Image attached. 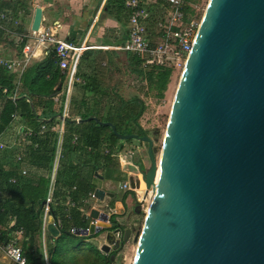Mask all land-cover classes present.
I'll list each match as a JSON object with an SVG mask.
<instances>
[{
  "label": "water",
  "instance_id": "obj_1",
  "mask_svg": "<svg viewBox=\"0 0 264 264\" xmlns=\"http://www.w3.org/2000/svg\"><path fill=\"white\" fill-rule=\"evenodd\" d=\"M36 8L30 30L37 32ZM61 85L57 87L60 91ZM43 120L44 122H51ZM146 144L149 166H137L146 190L155 192L143 225L121 230L108 215L91 210L96 225L78 230L91 237L109 230L113 247L136 243L132 264H264V0H209L180 75L159 160L149 136L120 135ZM74 122V121H73ZM157 171H159L157 175ZM132 189H140L135 176ZM126 211L125 194L95 190ZM137 212H140L136 203ZM52 237L59 231L47 219ZM114 256L111 255V261Z\"/></svg>",
  "mask_w": 264,
  "mask_h": 264
},
{
  "label": "trees",
  "instance_id": "obj_2",
  "mask_svg": "<svg viewBox=\"0 0 264 264\" xmlns=\"http://www.w3.org/2000/svg\"><path fill=\"white\" fill-rule=\"evenodd\" d=\"M28 0L16 2L17 6H22ZM126 0H107L106 8L114 6L125 18L128 19L129 12L125 8ZM23 3V4H22ZM5 9L16 8L3 4L0 0V12ZM187 13L193 14L190 6L184 7ZM13 11L11 15L14 17ZM117 17H115L116 19ZM118 22L122 20L118 18ZM22 46V45H21ZM90 51L83 53L90 54ZM82 56V57H83ZM113 53L111 60L115 58ZM129 59L130 72L138 77L140 88L139 93L143 92V84L147 87V93H154L157 99H163L170 83L173 69L168 67H147L143 68L137 58L126 54ZM114 61L111 66L114 70ZM57 60L54 52H50L41 63H33L20 75L16 83V74L8 72L0 66V135L8 127L12 116L15 115L18 123L24 126L37 128L43 120L55 117L57 114L53 110V101L50 95L56 92V87L64 81L65 75L57 68ZM77 67V75L79 72ZM85 84L87 81L85 80ZM21 91L14 100L9 99L16 88ZM77 86V85H75ZM85 89L86 85L80 86ZM145 93V94H147ZM102 97H97L100 103ZM77 101L73 98L69 107V119L78 117L79 124L68 120L65 122L63 160L60 162L57 172L54 190L52 193V203L50 205V216L58 223L60 235L57 238L49 237L47 241V253L50 264H117L119 251H113L104 255L96 248L70 249L69 243L73 239L84 243L85 239L97 238L99 235L91 237H78L70 232L71 229L84 230L87 228V222L77 207L82 206L90 192L96 185L94 179L99 177L96 173L103 170L102 175L107 178L112 173L111 166L115 162L111 154L116 150L121 142L112 132L110 127H103L94 121H86L91 116H96L101 122H109L115 126L120 135H137L139 137L148 136L149 130L143 129L140 120L146 112V105L140 96L122 97L118 94L108 96L107 108L103 114L92 109L98 102ZM32 107V108H31ZM78 139L72 143L73 135ZM52 133L47 132L43 137L33 138L34 143H38L36 148H26V155L21 157L19 163L24 166H34L37 169L48 171L52 167L54 147L52 146ZM133 140L125 141L130 144ZM108 148V154H103V147ZM90 148V150H88ZM37 149V150H36ZM10 150V149H9ZM118 150V149H117ZM11 153L10 151H5ZM4 153V152H2ZM0 153L1 155H3ZM0 155V237L2 240L13 238L12 234L22 229V251L30 264H41L43 255L41 252V228L43 217V204L48 194L49 181L46 178V172L43 175H35L28 170L26 175H18L17 167H7L2 162ZM18 166H20L18 164ZM112 166V167H113ZM89 171V172H88ZM104 172H106L104 174ZM35 175V176H34ZM37 176V177H36ZM14 179L15 182H10ZM70 200L76 204L74 208H67L64 203ZM139 214V213H137ZM116 218H111L112 229L116 228ZM14 221V225L9 227V223ZM125 228L121 227L123 231ZM109 231V230H103ZM18 243V242H17ZM72 250V251H71ZM70 253V254H68ZM111 255L114 256L111 261Z\"/></svg>",
  "mask_w": 264,
  "mask_h": 264
},
{
  "label": "crops",
  "instance_id": "obj_3",
  "mask_svg": "<svg viewBox=\"0 0 264 264\" xmlns=\"http://www.w3.org/2000/svg\"><path fill=\"white\" fill-rule=\"evenodd\" d=\"M19 1L22 2L23 0H1L3 4L8 5L9 7L14 6V8H16V11L14 12L12 9H5L0 12V13H6L8 15V20L5 26L11 32V33H7L0 31V62L1 61L11 62L16 60L20 61L23 57L22 50L23 47H25V45H28L30 47L31 54L33 55L31 56V58L23 68L15 67L11 70H8L0 63V66L5 68L6 71L16 74V83L18 82V79L22 74V72H24L33 63L43 62L45 58L48 56V54L52 52L51 48L47 49V48L37 47L31 40H29V38H25L23 41L20 40L21 38L19 34H24L28 36V34L31 32L30 28L33 21L34 11L36 8H40L42 10V21H41L40 29L51 27L56 32L57 38L73 42L77 45L85 44L89 46H100L107 48V49H89L87 51H90L91 52L90 54L84 56L82 54L83 57L81 56L78 63V67L80 68L78 72V76H76L75 83L72 85L71 89L68 92H67L66 72L61 71L59 67L56 65L57 68L60 70V72L64 73L65 78L64 81L61 84H59L61 85L60 91H57V87L59 86L58 85L56 87V92L50 95V98L53 101V110L56 113H59L58 111H60V115L57 114L55 117L50 118L53 120L49 123L44 122L45 120L42 121L41 125H46L48 129V127H50L51 125L59 124L60 121L62 120V115L64 114V112L67 113L66 115L67 118L63 119L64 125L65 122H67L68 120L72 122L74 121L75 124H79L80 119L78 117L69 119V115H68L70 102L73 98H75V100L77 101H81V100L90 101V99L92 98L93 100L95 99V101H97V97H102L100 103L97 101L98 104L91 107L92 109L97 110L100 114H103L107 108L106 104L108 101V96H113L114 94H118L122 97H125L123 93V91H125V86L123 85V83L119 84V80H117L115 83V79H114L115 77L111 73L113 72V69L110 68L111 66L110 62L114 61V59L111 60L113 53L114 52L116 53L115 58L117 59L118 52H124L122 50H119L118 48L122 47L126 43L128 38V31H129L128 19L125 23V18L123 17L122 14H118L119 11L117 10L116 7L109 6L110 9L108 10L107 9L108 7L106 8L107 0H28L26 3H24V5L17 6L16 2ZM141 1L143 3V6H145V8H147L151 13V20L147 23V30L150 34V39L152 41H156L155 37L157 31L155 24L157 21H163L165 19L164 11L161 9L160 7L161 3L158 0H141ZM11 11H13L14 17L11 15L12 13ZM115 17L117 18L115 19ZM118 18L122 20V23L118 22ZM15 21L17 22V24H14ZM124 54H129L131 56H134L141 62V60L136 55L125 52ZM141 66L143 68L153 67V66H144L142 63ZM85 80L87 81V84H85ZM83 85H86L85 89L80 88V86ZM19 91H21V85L19 89L16 88L15 92L12 94V96L9 97V99L14 100L16 98L25 97V96L18 97ZM143 93L144 94L147 93V90L144 91L143 89ZM64 105H66L67 107L66 111H64L65 109ZM91 117H95L96 119H98L96 116H91ZM75 119H77L78 122H75ZM41 125L37 128H31L24 126L21 123H18L17 118L15 117L12 118L8 127L0 135V141L5 142L7 144L15 142L18 146L13 147L10 150L8 149V151H10L11 153L5 152L7 150L0 151V153L4 152L2 153L3 155L1 154L0 155L2 157V162L4 165H6L7 167L9 166L11 168L17 167V171L19 170L18 175L21 176L22 170H26L27 173L28 170L32 171L33 174L35 175L38 174L43 175L46 172L45 174L47 175L46 178L48 179V181H50L51 169L48 171L47 174V170L44 169L42 170L39 168L37 169L34 166L23 167L18 161H16V156L18 154H20L24 159V156L26 155L27 147L29 148L37 147L38 143L37 142L34 143L32 141L33 138L36 139L38 137H43L47 132H49L47 130L46 132L40 134ZM140 125L143 129H145L142 120H140ZM23 130H30L32 134L30 136L23 137L22 136ZM52 134L53 136L51 139L52 141L51 144L54 147V155H55V148L58 140V135L55 133ZM74 137L76 138V141L78 139V136L74 134L72 137V143ZM60 139L62 140V158L60 160L61 162L64 158L63 157L64 135ZM120 141L121 142L116 147L118 150L117 149L114 150L111 155L119 154L121 156V161H119L117 157L111 156V158L115 162V165L114 166L112 165L113 167L111 166L112 173H110V175L107 178H104L102 175L103 170L98 171L100 174L96 173V175L99 177L94 179L96 188L88 194L85 200H83L82 206L80 207L75 206L77 207L78 211L83 215L84 220L87 222V227L89 228H90L89 224L93 220L90 217L91 210H97L99 211V213L104 212L106 214L110 211H113V214L115 213V202H112L111 199L106 196V194L103 196V200L97 199L95 195L93 199L89 198L90 194H95L96 189H100L105 193H116L118 194V198H121V195L123 193L125 194V198H127L125 200L126 201L125 214L123 216H117L118 219L117 218L116 219L119 223H121L122 227L124 228H129L130 226H133L137 230L139 229L137 228V221H136L137 213H138L136 208V201L134 204L132 203L133 205L130 204V202L128 201L129 192L121 191L119 187L124 182H128V177H130V175L137 174L139 172L137 170V166H141L143 169L142 161L141 158L139 157L141 151L140 148H138L139 146L135 148L131 147V149L128 148L125 150V141L124 140H120ZM136 142L141 143L139 141ZM143 148L145 149V147ZM88 150H90V148ZM102 150H103V154H108L109 150L107 147L104 146L101 149V151ZM54 155H53V160H54ZM18 164L20 166H18ZM52 165H53V161H52ZM129 168H133L134 171L130 170ZM105 173L106 172H104V174ZM114 181L119 182V184L116 185ZM67 201L71 202L70 200ZM65 203L64 205L67 208H70ZM13 225H14V221L12 220L9 223V227H12ZM47 225H48L47 219L44 220V217H42L41 241H40L41 252L43 258L44 255H46L49 261L50 256H48L47 253V241L48 238L52 236L47 230ZM20 231H22V229ZM15 232L12 234V236H15ZM59 235L60 233L58 234V236ZM57 237H52V238L55 239ZM91 239L93 238L85 239L84 243L88 242ZM117 240L118 239L113 238L112 241H109L108 238H105L102 240L101 243H98V245H94L91 247L96 248L100 253L104 254L100 250L102 245L109 244L110 247H113L114 243ZM21 241H22V234L20 237L17 238V242H18L17 244L19 247L22 248ZM42 263H43V259L41 264ZM0 264H7V262L2 259L1 254H0Z\"/></svg>",
  "mask_w": 264,
  "mask_h": 264
},
{
  "label": "built area",
  "instance_id": "obj_4",
  "mask_svg": "<svg viewBox=\"0 0 264 264\" xmlns=\"http://www.w3.org/2000/svg\"><path fill=\"white\" fill-rule=\"evenodd\" d=\"M160 1V7L164 11L165 19L163 21H157L156 26V41L150 39V34L147 30V23L151 20L150 11L143 6L141 0H126L125 6L129 10V31L126 43L119 47V50L125 53H131L136 55L142 62L144 66H158V67H168L174 69H180L184 67L187 57L191 51V47L195 40L201 18L197 17L195 9L193 14L187 13L184 9L185 6H190L186 0H158ZM8 20V15L6 13H0V31L11 33L10 30L5 26ZM42 21V20H41ZM14 24H17L15 21ZM20 40L23 41L25 38H29L37 47L40 48H51L55 54L57 60V66L63 72H66L67 77V92L71 89L72 85L75 83L77 75V67L82 54L89 49H107L106 47L100 46H89L85 44L77 45L73 42L59 39L56 36V32L53 28H42L37 31H31L28 36L24 34H19ZM22 59L20 61L5 62L1 61L3 65L8 70L15 67H24L29 61L31 56L30 47L25 45L22 50ZM64 111L67 110L66 105ZM67 113L64 112L62 115V120L57 125H51L46 127V125H41L40 134L46 132L55 133L58 135V140L55 148V155L53 160V165L50 172V181L47 197L43 204V217L44 220L48 219L50 216V205L52 203V193L55 185L56 173L59 168L60 160L62 158V140L65 133V125L63 119L67 118ZM15 115L12 116L14 118ZM75 122H78L75 119ZM32 132L30 130H23L22 136H30ZM76 142V138H73V143ZM18 146L15 142L5 143L0 141V151L8 150L13 147ZM107 153V151H106ZM117 157L121 161V156L119 154L111 155ZM21 155L16 156V161L21 160ZM27 171L22 170L21 174L26 175ZM130 176H135L139 180V185H143L141 174H132ZM10 182L14 183L15 180L11 179ZM144 186V185H143ZM119 189L121 191H128L133 194L136 203L139 206L140 212L146 214V195L147 191L140 189H132L128 182H124L120 185ZM89 198H94V194H90ZM68 207L74 208L75 204L67 201L65 203ZM108 223L110 222L113 211L107 213ZM97 221L92 220L90 226L96 225ZM54 226L58 230V223L54 221ZM89 230V227L84 229ZM59 231V230H58ZM78 230L71 229L70 232L76 235ZM22 231L15 232V236L8 240H2L0 237V254L7 264H30L26 257L23 255L21 247L17 244V238L20 237ZM116 239L121 238V234H115ZM49 264L48 258L44 255L43 263Z\"/></svg>",
  "mask_w": 264,
  "mask_h": 264
},
{
  "label": "rangeland",
  "instance_id": "obj_5",
  "mask_svg": "<svg viewBox=\"0 0 264 264\" xmlns=\"http://www.w3.org/2000/svg\"><path fill=\"white\" fill-rule=\"evenodd\" d=\"M186 1L189 3L190 7L195 9L197 13V17L202 18V15L209 0H186ZM129 62H130L129 59L127 58L126 54H124V52H118V58L114 59L115 67L113 72L111 73L115 77L114 78L115 83L117 80H119V84L123 83V85L125 86V91H123L125 98H129L131 96L136 95V96H140L141 99L144 101L146 105V112L143 114L141 120L145 129L150 131L149 137H151V139L154 141L153 149L155 151V156H157L158 158L161 151L163 136L166 129L173 98L183 69L182 68L174 69L170 83L167 87V91L164 94V98L157 99L154 96V93L148 92L147 94H144L143 92L139 93L137 91L140 88L141 84H139L138 77H136L134 74L130 72ZM143 89L144 91L147 89V87H145V84H143ZM130 145L125 143V150L128 148L131 149V147L135 148L139 146L138 148H140L141 151L139 157L141 158L143 169L144 170L147 169L149 166V162L146 155V144H141L134 140L131 142ZM143 147H145V149ZM129 169L134 171L133 168H129ZM114 183L116 185L119 184V182L117 181H114ZM149 195H151V193H149L147 196ZM128 199L130 204L135 203L133 195L130 192L128 193ZM145 210H147V206ZM144 218H145V214L143 212H139V214H137V218H136L137 228L140 229L142 227ZM107 236H108V232L104 231L97 238H93L83 244H80V242L73 239L72 242L69 243L70 249L72 248L79 249V246L80 248L81 247L90 248L91 246L98 245V243H101L103 239L107 238ZM135 250H136V243H134L131 238L129 242L125 243V245L119 250L117 264H132ZM65 264H70V261H66Z\"/></svg>",
  "mask_w": 264,
  "mask_h": 264
},
{
  "label": "bare ground",
  "instance_id": "obj_6",
  "mask_svg": "<svg viewBox=\"0 0 264 264\" xmlns=\"http://www.w3.org/2000/svg\"><path fill=\"white\" fill-rule=\"evenodd\" d=\"M157 159L159 160V157H158ZM158 173H159V171H157V175H158ZM141 189H142L144 192L147 191L148 194L151 193V195H149V196H147V195H148V194H147V195H146V199H145V200H146V206H147V210H146V211L148 212V211H149V208H150V205H151V203H152V201H153V197H154L155 192L153 191L152 188L146 190L145 187H144L143 185L140 186V190H141ZM149 198H150V199H149Z\"/></svg>",
  "mask_w": 264,
  "mask_h": 264
}]
</instances>
